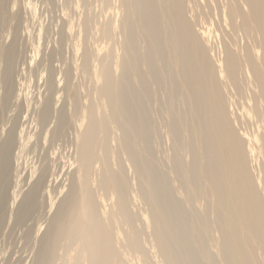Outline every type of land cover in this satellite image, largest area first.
<instances>
[{
    "label": "bare ground",
    "instance_id": "6f19581e",
    "mask_svg": "<svg viewBox=\"0 0 264 264\" xmlns=\"http://www.w3.org/2000/svg\"><path fill=\"white\" fill-rule=\"evenodd\" d=\"M100 1L107 9L116 6L125 10V19L120 27L125 57L115 64L114 52L109 51L98 65L93 66L95 59L91 52L85 49L81 55L84 74L91 76L97 85L100 82L102 84L95 87L93 97L90 96L92 99H89L86 108L83 107L85 110L77 107V101L74 104L73 114L81 120L76 132V160L82 189L79 198L72 186L63 201L67 204L66 211L56 213L59 223L53 226L51 237L54 244L62 248V252H58L60 261L64 259L66 263L74 264H126L129 253L146 254L141 242L143 227L138 226L140 215L131 211L132 195L134 201L145 200L151 206V225L148 227L152 229L154 245L162 254L164 264H179L183 252V258L188 253L190 255V251L193 252L187 245V248L181 245V240L179 242L171 233H167L171 225L173 227L178 222H185L182 220L185 214L182 215V210V214L178 212L180 208L177 206V211L165 208V204L173 200L172 190L164 182L162 184L161 181L165 179L162 173L156 169V174L153 166L150 168L153 157L150 144L152 128L149 130L147 123L151 119L140 96L151 97L154 93L152 87L157 82L168 83L187 106L185 111L176 110V121H173L170 131L175 145L179 147V139L186 130L192 166L185 169L184 165L178 163L175 170L184 171L181 173L188 195L203 196L214 201L212 210L222 232L220 251L222 249L226 264H264V194L260 191L261 182L264 181L254 174L252 163L255 161V148L247 134L241 132L239 109L235 108L237 112L232 109V105L235 107L237 104L231 101L236 96L245 97L250 91L251 96L248 93L247 96L254 103V115L260 119L263 114L264 0ZM211 5L213 10H220L224 20H228L234 34L240 33L247 40V44L241 48L238 42H224L217 58L213 57L214 54L210 53L202 38L205 24L199 20L200 15H204V8L211 10ZM6 13L1 7V21H4ZM213 14L214 11L209 13L210 16ZM92 22L95 24L88 17L84 24L89 27ZM72 26L68 31H73ZM101 31L110 41L116 39L117 31L112 26L103 25ZM16 55V43L10 44L0 54L1 80L5 87L0 104V123L16 98L13 89ZM144 64L146 72L141 69ZM115 66L118 68L114 69ZM53 74L54 70H51L50 76L53 77ZM157 83L155 85L159 86ZM46 108L42 111L43 122H54L56 137L62 139L59 131L65 125L64 118L54 115L48 106ZM13 125L0 144V210L5 205L3 189L7 185L11 151L16 144L18 120ZM115 130H121L122 136L117 137ZM260 141L257 152L264 155V136ZM68 142L70 145V140ZM123 157H126L129 168L135 173V189L127 176ZM140 163L146 167L145 171L139 169ZM94 182L97 183L96 190L103 192L105 198L112 194L105 183L113 182L116 202L111 209L100 210L99 194L91 186ZM142 184L149 188L147 193L142 190ZM36 192L37 189L33 190L26 201L28 210L34 206ZM27 209L24 207V212ZM77 213L84 215L83 220L78 217L77 222L73 218L75 215L77 218ZM179 213L182 219L178 217ZM183 230L186 234L191 229ZM201 236L195 235L193 238L196 247L202 249ZM168 244L176 248L181 246V254L172 245L171 248L167 247ZM182 246L189 252L183 251ZM258 251L263 255L262 262L258 258ZM203 257L205 262H209L208 255Z\"/></svg>",
    "mask_w": 264,
    "mask_h": 264
},
{
    "label": "rangeland",
    "instance_id": "374dc122",
    "mask_svg": "<svg viewBox=\"0 0 264 264\" xmlns=\"http://www.w3.org/2000/svg\"><path fill=\"white\" fill-rule=\"evenodd\" d=\"M86 2L87 0H0V8L4 7L7 12L4 21L0 20V47L5 50L10 44L16 43L17 48L13 88L16 98L8 111L4 113L3 117L5 118L0 123V144L14 126L13 123L18 120V128L15 132L16 144L11 151L10 168L6 177L7 185L3 189L5 205L0 210V264H74L66 263L64 259L60 261L61 258L58 256L62 252V248L54 244L51 230L59 223L56 213L66 211L67 204L63 201L67 198L71 187L75 188L79 198L82 189L76 160V147L78 146L76 132L81 120L80 117L76 118L73 114L74 104L77 101V105H79L77 107L85 110L93 97L92 93L95 87L102 84L100 82V85H97L91 76L84 74L81 69V55L85 49L91 52L95 59L93 66L98 65L109 51L114 52L115 64L125 57V52L122 49L123 37L120 33V27L125 19V10L116 6L107 9L100 0H89L87 4ZM212 6H210L211 10L204 8L202 11L204 15H200L199 20L205 24L202 30L203 34L201 33L202 38L210 49V53H213V57L217 58L223 50L224 42H238L239 48H241L242 45L247 44V40L240 33L234 34L229 27L228 20H224L220 10H213ZM211 11H214V14L210 16ZM88 17L94 20L95 24L92 22L88 25L89 27H86L85 22ZM103 25H110L117 31L116 39L110 41L108 37L103 36L101 31ZM70 26L72 29L74 28L71 32L68 31ZM212 29L213 31H211ZM62 33L64 34L63 38ZM2 49H0V54L3 52ZM141 69L144 72L147 71L145 64ZM51 70H54L55 73L53 77L50 76ZM119 73L118 71L117 75ZM1 79L2 66L0 62V104L5 93ZM156 83L152 87L154 93L151 97L140 96L144 100L145 108H147L151 119V127L150 123H147L149 130L152 128L150 144L153 157L150 168L153 166L156 174V169L160 171L162 177L164 176L166 179L163 178L162 184L164 182V185L172 190L173 200L165 204V208L174 211L178 207V209L180 208L178 212L181 214L184 212L182 215L185 214L184 219L180 213L178 215L185 222L183 224L178 222L173 227L171 225L172 229L167 228V233H171L179 242L181 240V245L184 247L188 246L189 249H193V252L190 251V255L188 253V256L183 258V251L187 249L182 246L184 250L179 264H226L221 253L222 249L220 251V243L223 240L222 232L218 228L217 219L212 210L214 201L203 196L188 195L187 187L182 179L183 173L181 172L184 171L177 172L175 170L178 163L184 165L185 169L192 166V156L187 147L186 130L183 131L179 139V147L175 145L170 131V127L177 117L176 110L185 111L187 106L182 102V97L170 89L168 83H157L159 86L155 85ZM247 93L251 96L250 91ZM247 93L245 97L236 96L231 100L237 104L235 107L232 105V109H239L241 132L247 134L249 142L251 141L250 143L255 148L253 156L255 161L252 163L254 174L264 181V155H259L257 152L261 146L260 138L264 136V110L261 118L258 119L253 112L254 103L248 99ZM262 105L264 106L263 103ZM47 106L52 109L54 115H61L67 120L62 119L65 122L62 128L64 131L61 132L62 129L59 131V133H63L60 134L62 139L58 138L59 136L56 137L54 122L49 124L42 120V111L48 109ZM249 112L250 114H247ZM70 115L73 116L70 118ZM122 134L121 130H115L117 137ZM123 160L127 165H125L127 176L135 189L137 188L135 173L129 168L126 157H123ZM139 165V169L145 171L146 167L144 165L142 167V163ZM95 179L93 178V180ZM96 184L94 182L91 186L99 194L100 210L107 211L116 202L113 195L114 184L113 182L105 183V186H108H106L108 192L112 193L108 194L106 198L102 195L103 192L96 190ZM74 185L76 186L74 187ZM36 189L37 195L33 210L31 208L28 210V207L25 206L26 201L30 193ZM142 190L147 193L149 188L144 184ZM260 191L264 194V182H261ZM133 196L132 204H130L131 211L140 215L138 226L143 227L142 231L140 230L142 232L141 242L146 254L126 251L129 253L125 259L126 264H139V262L140 264H164L162 254L154 245L152 229L148 227L151 225V206L145 200L134 201ZM79 198L77 204H80ZM175 206L177 207L175 208ZM24 207L28 213L24 212ZM80 213H77L80 215L77 218L81 217L80 220H83L84 215ZM75 217L73 218L79 222V218ZM186 228L188 230L190 228L192 231L185 234L183 229ZM83 230L81 229L85 234V225ZM171 234L170 236H172ZM199 234L202 235V249L196 247L193 238L195 235L200 237ZM171 242L174 243V241ZM171 245L168 244L167 247L171 248ZM172 247L181 254V246L176 248L172 245ZM189 249L186 252H189ZM204 255L209 256V262H205ZM258 258L261 262L263 261L261 251H258Z\"/></svg>",
    "mask_w": 264,
    "mask_h": 264
}]
</instances>
